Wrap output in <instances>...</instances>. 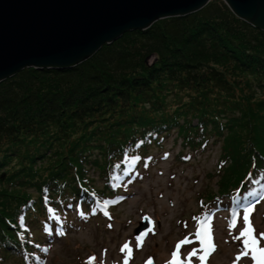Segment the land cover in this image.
Masks as SVG:
<instances>
[{"label":"trees","instance_id":"trees-1","mask_svg":"<svg viewBox=\"0 0 264 264\" xmlns=\"http://www.w3.org/2000/svg\"><path fill=\"white\" fill-rule=\"evenodd\" d=\"M226 11L225 4L213 2L145 33H126L137 50L134 57L118 41L86 62L87 71L24 69L17 80L0 86V137L40 154L25 157L29 169L11 174L0 191V252L20 238L22 251L15 264H25L36 254V232L46 216L43 197L53 208L65 210L82 189L100 197H107V190L115 193L110 181L122 168V153L130 149L133 155L131 145L138 139L145 148L147 137L161 129L177 131L193 151L211 133L221 142L215 172L220 181L202 196V211L218 197L250 189L251 180L264 172V58L256 59L264 52L242 31L219 22L226 20ZM221 30L228 33L229 50L218 35ZM212 54L216 59H209ZM149 57L153 64L144 65ZM142 104L149 106L143 119L126 126L124 119L135 116ZM156 113L158 118L146 120ZM36 157L47 158V166L33 167ZM90 170L99 172L102 188L94 184ZM83 200L91 203L86 194Z\"/></svg>","mask_w":264,"mask_h":264},{"label":"rangeland","instance_id":"rangeland-1","mask_svg":"<svg viewBox=\"0 0 264 264\" xmlns=\"http://www.w3.org/2000/svg\"><path fill=\"white\" fill-rule=\"evenodd\" d=\"M213 2L223 3L222 0H211L209 4ZM225 13L227 15L226 20L221 21L219 19V22L231 28L234 32L242 31V34H245L244 38L251 40L254 47L259 46L264 52V32L238 19L230 11ZM168 19L171 18L159 20L152 26ZM226 33L221 30L218 35L223 36L227 45ZM127 38L124 35L115 43L119 41L118 45L128 51L130 50V55L134 57L137 50L134 48V43L127 40ZM214 46L220 48L218 42ZM228 47L229 45H227L226 50H229ZM255 57H257L256 54ZM149 58L143 60L144 65L153 64V59ZM263 58V56H258L256 59L261 62ZM90 59L68 70L79 68L78 71H87L84 64ZM209 59L216 58L212 54ZM138 68L141 69L140 63ZM220 69L224 70L223 68ZM27 70L35 71V73L44 71ZM21 72L2 81L0 86L5 87L7 83L17 80ZM169 101L173 103L171 99ZM171 108L166 109V111H171ZM147 109H149L148 104L138 106L135 116L130 115L124 119L126 126H131L130 122L132 121L143 119L140 116L144 115ZM157 114L159 113H156V116L146 115L145 118L147 121H151L150 119L158 118ZM107 116L105 115V117ZM193 120L195 125L197 119ZM112 121L117 123L118 119L115 117ZM161 130L160 135L164 136L165 139L162 140L160 145L152 146L144 151L145 154L150 153L153 161L148 165H141L139 181L135 185H129L127 192H122L127 198L114 210L112 221L107 222V224L99 220L90 221L88 224L83 225V228L78 232L69 234L66 240L58 241L50 254L48 264H87L85 257L90 253H94L98 264H111L112 262H103L109 260L119 264L122 259H125L126 254L121 251L125 241L130 243L132 249L129 264H143L148 259H152L154 264H169V253L172 245L179 242V239L183 236L192 237L191 232L195 223V219L192 217L199 210V205L202 202L201 197L208 190H216L220 181V175L215 176V172H217L216 165L221 153V142L217 141V143L208 145L207 149L197 148L193 151L188 147H184L180 142L181 139L177 136V131L167 134L163 129ZM242 133V137H246L248 131L244 129ZM211 140L209 141L211 142ZM26 142L24 141V143ZM42 150L44 151V149ZM181 151L182 156L185 155L186 157L188 153H191L192 157L187 162H180L178 153ZM32 154L40 157V154H36L32 149L25 151L21 149L19 143H9L5 137H0V191L7 188L3 186H6L8 182L6 179L11 174L21 169V171L29 169V162L25 157L29 159L33 157ZM43 155L47 157L48 153ZM95 155L100 158L98 151H93V157ZM47 163V158H37L33 167L42 168V166H47ZM227 166H229V163H227ZM89 172L94 178V184L102 188L103 181L99 179V172H93L92 170ZM30 191L35 192L34 189ZM144 216L150 217L156 223V228L155 234L149 232L148 237L143 241V246L139 249L137 243H134L135 239L129 240V237L133 235L134 230ZM254 221L258 228L255 229V235L259 237L261 233H264V205L258 209ZM242 222L243 220L240 221V225ZM227 225V218L223 214L217 213L212 218L211 228L214 229L213 243L216 250L207 258V264H253L251 260L246 262L245 259L248 258L243 255L244 248L237 243V240H239L237 235H239L240 229H231ZM184 248L181 247L180 249V259L182 261L191 250V247ZM197 255H199V252ZM238 257H240L239 260H237ZM9 260L15 262L13 259L7 261ZM193 260L196 264L200 263L197 257Z\"/></svg>","mask_w":264,"mask_h":264},{"label":"water","instance_id":"water-1","mask_svg":"<svg viewBox=\"0 0 264 264\" xmlns=\"http://www.w3.org/2000/svg\"><path fill=\"white\" fill-rule=\"evenodd\" d=\"M211 0H0V83L24 69H72L124 34L194 14ZM264 32V0H222Z\"/></svg>","mask_w":264,"mask_h":264},{"label":"snow or ice","instance_id":"snow-or-ice-1","mask_svg":"<svg viewBox=\"0 0 264 264\" xmlns=\"http://www.w3.org/2000/svg\"><path fill=\"white\" fill-rule=\"evenodd\" d=\"M254 211V205L246 207L244 209L243 221H244V229L241 232V236L244 238V252L243 255L247 256L251 253V259L254 261V264H264V247L260 246V241L264 240V233L259 235V238L255 235V229L252 226V222L250 220V216ZM105 215H108L105 212ZM111 219V217H109ZM149 221V228L141 233L140 236L137 237V247L143 246V240L147 236L148 232L154 233L155 223L151 221V218H145ZM235 225V219L233 220V225ZM111 227V225H109ZM61 235L64 233L61 231ZM196 238L200 243V249H194L189 256L187 257V264H191L192 257H197L199 259L200 264H207V258L216 250V246L213 243L212 237V229L211 224L207 217L204 220L200 221L199 230L196 232ZM189 241H182L177 245L176 250L172 254V259L169 261V264H185V261H182L179 256V250L182 244L188 243ZM122 252H126L125 259L123 264H129V260L131 259L132 249L129 243H125L121 249ZM201 253L197 255V253ZM240 257L237 258L239 260ZM95 257L90 258L88 264H93ZM146 264H151V260L146 262Z\"/></svg>","mask_w":264,"mask_h":264},{"label":"bare ground","instance_id":"bare-ground-1","mask_svg":"<svg viewBox=\"0 0 264 264\" xmlns=\"http://www.w3.org/2000/svg\"><path fill=\"white\" fill-rule=\"evenodd\" d=\"M182 115H186L184 112H182L181 113ZM197 124V121H196V123H195V125ZM173 131V130H172ZM171 131V132H172ZM174 133L176 132V131H173ZM178 136V138H180L181 139V143L184 145V140H183V137H181V136H179V135H177ZM176 136V137H177ZM207 137H209L208 138V140L206 139V140H203V141H201V142H199L198 143V146L200 147V148H202V149H207V147H208V145H211V144H213V143H217L216 142V140H214V137H213V135H212V133L211 134H208V136ZM210 139H212L211 140V142L209 141ZM184 147H188L189 149H191V147L189 146V145H184ZM192 150V149H191ZM182 154V151L181 152H179L178 153V155H179V161L180 162H187L191 157H192V155H191V153H188L187 155H186V157H185V155L184 156H182L181 155ZM177 155V156H178ZM6 243H8L6 240H5V244ZM8 259H13L15 262H12V261H7ZM17 261H16V259H15V257H4L3 258V263L2 264H15Z\"/></svg>","mask_w":264,"mask_h":264}]
</instances>
